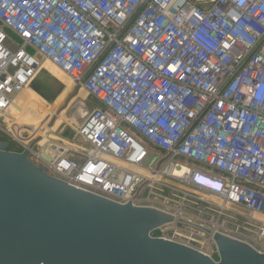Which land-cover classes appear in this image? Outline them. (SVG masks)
<instances>
[{"label": "built area", "instance_id": "1", "mask_svg": "<svg viewBox=\"0 0 264 264\" xmlns=\"http://www.w3.org/2000/svg\"><path fill=\"white\" fill-rule=\"evenodd\" d=\"M47 59L102 107L76 128L79 143L58 154L51 144L48 155L34 146L33 163L177 224L181 209L152 197L168 168L148 161V145L183 156L216 175L190 169L174 180L256 223L251 237L199 226L264 254V0H0L1 118Z\"/></svg>", "mask_w": 264, "mask_h": 264}, {"label": "water", "instance_id": "2", "mask_svg": "<svg viewBox=\"0 0 264 264\" xmlns=\"http://www.w3.org/2000/svg\"><path fill=\"white\" fill-rule=\"evenodd\" d=\"M65 87L44 67L29 85L49 104ZM37 141L21 152L0 141V264H264V254L248 244L193 223L213 235L217 260L152 236L175 216L120 204L49 175L29 158Z\"/></svg>", "mask_w": 264, "mask_h": 264}, {"label": "rangeland", "instance_id": "3", "mask_svg": "<svg viewBox=\"0 0 264 264\" xmlns=\"http://www.w3.org/2000/svg\"><path fill=\"white\" fill-rule=\"evenodd\" d=\"M8 33L14 40H20L11 31H8ZM67 76L72 78L69 74H67ZM70 84L54 105L49 104L35 91V95L40 97L45 103H41L36 99L29 101L27 98L24 100V104H26L25 108L28 111H36L35 109L44 111L43 114H39L40 120L38 121L23 122L13 114L4 119L0 117V141L9 144L8 150L20 152L25 146H29L32 142L38 140L34 150L41 151L44 155H48L51 152V144L79 143L76 138V128L84 122L92 110L101 108L102 104L97 98L88 94L82 87L75 85V87L72 88ZM77 89L79 90L78 96H82L75 99L77 96ZM78 114L83 115V117L78 121L69 120ZM54 117L59 120L57 124L51 127L52 130L50 134L48 136H46V134L44 135L46 140L41 143L39 134L46 130ZM17 122L21 126L16 125V127L15 124ZM48 130L49 129H47V131ZM18 139L23 142H20ZM168 179L172 184L163 182L158 183L154 189L155 195L152 197L157 201L164 199V203L167 207L180 208L182 211L180 217L185 220L191 219L195 224H204L205 227L210 228H213L214 224L218 223L227 231H233L246 237L253 236L256 223L251 221L250 223L242 214H237L232 210L223 214L214 204L215 201L207 202L205 205L199 197L191 194L192 192L186 189L182 182L174 180L175 178ZM182 179L183 178H181V180ZM174 183L179 185H173ZM185 191L188 192L186 193ZM152 236H167L169 238L185 241L193 244L199 249L209 252L216 260L218 258L217 248L211 235L203 229L192 225H187L182 222L170 224L154 230Z\"/></svg>", "mask_w": 264, "mask_h": 264}, {"label": "bare ground", "instance_id": "4", "mask_svg": "<svg viewBox=\"0 0 264 264\" xmlns=\"http://www.w3.org/2000/svg\"><path fill=\"white\" fill-rule=\"evenodd\" d=\"M42 67L46 68L49 72H51L57 79H59L62 83H64V85L66 86L65 89L63 90V92L68 88L69 84L73 87H75V81L70 78L69 76H67L66 72H64L63 70H61L59 67H57L54 63H52L50 60H43L42 61ZM63 92L60 94V96L63 94ZM59 96V97H60ZM82 96V95H81ZM81 96H77L75 97V99L81 97ZM59 97L57 98V100L59 99ZM29 99L33 100L36 99L41 103H45L40 97H38L37 95H35V92L33 90H31L30 88H26L25 90H23L19 96L16 98V100L14 101L13 105L11 106V108L9 109V111L6 113V117L10 116L11 114L15 115L17 118H19L21 121L23 122H35L40 120V115L44 113L43 110H37L33 111L30 110L28 111L25 106L26 104H24V100L25 99ZM56 100V101H57ZM56 103V102H55ZM54 103V104H55ZM52 104V105H54ZM40 114V115H39ZM83 115H77L74 118L69 119L70 121H78L80 118H82ZM19 126L20 124L17 122L15 124V126ZM16 126V127H17ZM21 126V125H20ZM54 126V125H53ZM47 129H49L47 131ZM51 127L48 126L46 128V130H44L41 134H39L40 137V141L42 143V141L46 140V138H44V135L46 134V136H48L51 132ZM46 132V133H45ZM53 145V144H52ZM56 146H52V152L55 154H58L59 152V148L63 147L60 146L59 144H55ZM70 146H75L74 143H67L66 145H64V148L70 147ZM59 151V152H58ZM186 168H184L183 170L180 168H175L172 172V174L170 175H174L176 178L180 179L184 176V173H186ZM169 184H171L170 180L167 181ZM173 182V181H172ZM173 185H179L177 183H174ZM179 187V186H178ZM258 219H264L263 216L259 215ZM178 234V233H177ZM181 235V234H180ZM214 257V256H213Z\"/></svg>", "mask_w": 264, "mask_h": 264}, {"label": "crops", "instance_id": "5", "mask_svg": "<svg viewBox=\"0 0 264 264\" xmlns=\"http://www.w3.org/2000/svg\"><path fill=\"white\" fill-rule=\"evenodd\" d=\"M149 151H150V156H149V160L151 161L154 157L158 158V162L160 163V161L164 162V166L162 168V171L165 170V168H168V170L162 175L161 177L163 179L169 180L168 178H174L175 176L170 175L172 174L173 170L175 168H180V169H184L186 168V170H195V171H202V172H208L212 175H216V173L214 171H210L209 169H207L206 167L201 166L199 163H196L192 160H189L183 156H173L167 152H165L164 150L160 149L159 147L149 144ZM188 171H186V173H184L185 175L188 173ZM201 200V199H200ZM164 202V199L161 200ZM159 201V202H161ZM204 202V204L206 205V201L201 200ZM174 212L176 211L175 209H173ZM191 220V219H190ZM193 222V221H192Z\"/></svg>", "mask_w": 264, "mask_h": 264}, {"label": "flooded vegetation", "instance_id": "6", "mask_svg": "<svg viewBox=\"0 0 264 264\" xmlns=\"http://www.w3.org/2000/svg\"><path fill=\"white\" fill-rule=\"evenodd\" d=\"M59 118H60V117H59ZM58 120H59V119H58ZM58 120H56V123H55V124H57V121H58ZM55 124H54V125H55Z\"/></svg>", "mask_w": 264, "mask_h": 264}]
</instances>
